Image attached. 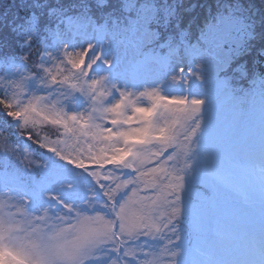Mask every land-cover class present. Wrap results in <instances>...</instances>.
<instances>
[{"label": "snow or ice", "instance_id": "snow-or-ice-1", "mask_svg": "<svg viewBox=\"0 0 264 264\" xmlns=\"http://www.w3.org/2000/svg\"><path fill=\"white\" fill-rule=\"evenodd\" d=\"M196 7L0 11V264H264V19Z\"/></svg>", "mask_w": 264, "mask_h": 264}, {"label": "trees", "instance_id": "trees-1", "mask_svg": "<svg viewBox=\"0 0 264 264\" xmlns=\"http://www.w3.org/2000/svg\"><path fill=\"white\" fill-rule=\"evenodd\" d=\"M15 0H0V11H3L8 5L14 3ZM67 2L71 3L73 0H67ZM218 0H193L190 2V0H184V7H187L191 3H195L197 5L195 12L188 14L185 16V20L192 19L195 17V23L193 25V33L196 36H199V26H203V24L207 21L208 23H211L212 20L208 13V8L211 6L212 8V15L216 14V5ZM221 3H232L235 5L237 0H220ZM239 3H242L244 5V11L243 15L254 18L257 21L264 19V0H239ZM203 5V7H201ZM255 13L254 17L253 14ZM247 14V15H246ZM261 31V29H258V32ZM238 38H240L239 35H237ZM195 43L196 41L193 39L192 41ZM254 46H251V52L252 54L250 56H243L242 59L246 60L249 64H252V62L256 59H258L257 51L256 49L260 46L261 41L258 39L257 41L252 42ZM5 50V49H3ZM237 88L238 89H245L248 88L249 85L246 82H237ZM3 109L0 108V112H2ZM5 117L0 116V121H2ZM52 136H55L54 130L51 131ZM23 139V138H22ZM43 152V151H41Z\"/></svg>", "mask_w": 264, "mask_h": 264}, {"label": "rangeland", "instance_id": "rangeland-1", "mask_svg": "<svg viewBox=\"0 0 264 264\" xmlns=\"http://www.w3.org/2000/svg\"><path fill=\"white\" fill-rule=\"evenodd\" d=\"M191 1H193V0H190V2H191ZM254 14H255V13H254ZM246 15H247V14H246ZM226 27H227V26H225V30H226ZM258 29H260V28H258ZM258 29H257V31H258ZM233 39L236 40L237 42H239V40H240V38H238V36H237L236 33H233ZM9 50H10V49H9ZM4 51H5V50L0 49V55H3ZM251 54H252V52H250V53L247 54L246 56H250ZM246 56H245V57H246ZM130 59H131V57H130ZM245 89H247V88H245ZM226 103H227V102H226ZM149 104H150V102L147 101L146 99L143 100V101L141 102V105H142V106H148ZM258 107H259V99H257V108H258ZM53 130H54V129H53L51 126H46V127H44L42 134L52 135V132H51V131H53ZM13 131H18V130H15V129H14ZM52 137L55 138V136H52ZM22 138H23V137H21V136H19V135L13 137L14 146L19 147V145L16 144L15 142H16V141H19V140H22ZM28 143H31V142H28ZM32 147H33L34 149L37 148L36 145H32ZM37 150H38V152L43 151V150H39V149H37ZM36 162H37V163H40L41 160L37 159ZM3 164H4V162H3L2 160H0V175H2ZM10 164H11L13 167L17 166L18 161L16 160L15 157H12V158H11V160H10ZM242 240H243V238H241V241H242Z\"/></svg>", "mask_w": 264, "mask_h": 264}]
</instances>
